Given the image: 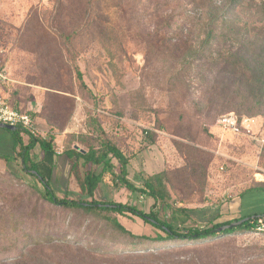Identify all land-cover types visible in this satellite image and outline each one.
I'll use <instances>...</instances> for the list:
<instances>
[{
	"label": "rangeland",
	"instance_id": "rangeland-1",
	"mask_svg": "<svg viewBox=\"0 0 264 264\" xmlns=\"http://www.w3.org/2000/svg\"><path fill=\"white\" fill-rule=\"evenodd\" d=\"M191 7L186 0H0V69L10 80L0 87L4 96L34 114L39 136H54L56 152L86 151L113 137L130 160L128 179L138 188L148 178L183 168L182 176L174 175L167 184V202L154 209L178 229L205 228L218 212L220 221L235 218L230 202L264 182V99L254 82L227 90L223 80H214L216 72L207 80L202 77L207 69H196L188 47H201L207 16L198 8L186 13ZM237 13L238 29L254 34L253 10L245 7ZM260 36L264 41V29ZM228 39L218 42L217 52ZM217 96L221 104L212 110L209 101ZM246 96L252 99L248 103ZM228 113L248 120L250 134L224 132L217 123ZM146 131L154 132L153 143H147ZM177 143L205 152L208 164L196 174L186 173V154ZM41 154L36 149L35 159ZM0 172V230L11 227L1 230L0 260L14 264L21 253L22 264H121L113 255L123 238L103 223L44 201L43 185L20 162ZM50 185L59 198L90 200L75 178L62 189L52 180ZM96 200L133 205L146 213L155 204L115 183L109 173ZM180 208L196 214L182 215ZM119 221L140 235L159 234L139 219ZM48 241L68 244L34 248ZM218 242L214 251L157 254L151 264H264V238L252 232L222 236Z\"/></svg>",
	"mask_w": 264,
	"mask_h": 264
},
{
	"label": "trees",
	"instance_id": "trees-1",
	"mask_svg": "<svg viewBox=\"0 0 264 264\" xmlns=\"http://www.w3.org/2000/svg\"><path fill=\"white\" fill-rule=\"evenodd\" d=\"M188 5L192 7L186 8V13L196 8L200 9L201 12L206 10V38L202 41L200 48L197 49L190 43L188 47L189 58H191V61L194 59L193 65L197 67L196 69L198 71L201 67L207 69V72L201 73L202 77L207 80L216 72L217 76L214 80L216 82L223 80L227 90L236 83L240 85L244 82H254L255 87L260 92L259 99H264V41L261 40L260 36L264 25L260 27L255 25L256 23H264V4H255L253 0H186V6ZM245 7L248 8V11L253 10V17L256 20L255 23H252L254 34H251V29H245V31L238 29L236 24L237 12ZM226 30H230V32L226 33ZM225 37H229V39L226 41L224 50L217 52L218 42ZM216 52L218 55H216ZM189 64H192V62ZM76 70L79 79L82 80L83 75L78 66ZM218 87L219 84H215L214 90L216 93L219 91L217 90ZM237 95L233 101L238 99ZM220 99V96H217V98L209 101L212 110L218 104H221ZM243 99L246 103L252 100L250 96ZM227 103L223 99V105H227ZM32 115L34 116V114ZM23 133L25 132L21 128H16L14 132H10L15 145V154L13 157L0 155V158L6 161L20 162L25 173L38 179L44 187V192H41L40 196L47 203L56 208L83 216L91 222L103 223L107 230L117 234L119 238H123L122 248L117 249L116 255H113L121 260V264H151L158 259L159 255L157 254H172L183 249L214 251L220 244L218 239L222 236L251 232L253 228L252 221L258 217H264V214H254L220 221L222 214L218 212L210 221L211 225L205 228L193 226L178 229L171 222L162 220L154 209L159 204L167 202L170 197L167 184L173 182L174 175L182 176L184 169L182 168L172 174L169 171H164L148 178L144 187L138 188L128 179V166L130 163L128 156H126L118 141L111 136H108L99 146L89 145L86 151L78 148L65 151L69 158L75 160L72 175L79 184L82 196L90 198V200H72L67 196L59 198L51 187L50 180H47L40 173L38 169L39 162L33 158V152L37 148L43 154L56 155L53 146L55 137H35L30 133H26L25 135L29 138V141L25 142ZM143 135L147 143H153L154 132L146 131ZM186 141L189 142L187 139ZM177 146L178 150L186 154V173L191 171L192 175L196 174L197 170H201V166L208 164L205 152L190 144L177 143ZM95 168H101V172L97 173ZM205 172L206 169H204ZM105 173L111 174L115 183H121L123 187L132 193H141L153 198L155 204L150 213L129 204L96 200V193L104 183ZM252 191H264V184L255 183L247 190V192ZM179 211L182 215L188 217L196 214V210L180 208ZM120 217L128 220L139 219L143 223L152 226L159 234L156 237L137 234L120 222ZM242 221L243 223L236 228L219 231L223 227ZM2 229H10L9 231H11L10 226ZM1 230L0 234H4L5 232ZM9 241L11 242V237H9ZM65 244L68 243L60 241L57 243H54V241L39 242L34 245V248H45L47 245L54 248V246ZM15 258L14 264H22L25 260L21 253L16 255ZM9 260H0V264H12L13 262ZM213 261L216 262L217 259H213Z\"/></svg>",
	"mask_w": 264,
	"mask_h": 264
},
{
	"label": "crops",
	"instance_id": "crops-1",
	"mask_svg": "<svg viewBox=\"0 0 264 264\" xmlns=\"http://www.w3.org/2000/svg\"><path fill=\"white\" fill-rule=\"evenodd\" d=\"M30 113L32 114V112ZM25 137L26 135H24V138ZM35 151L33 152L34 159ZM14 154L15 145L10 132L0 129V155L13 157ZM36 154H38V152H36ZM35 160L39 162L38 169L40 173L45 178L52 180L56 186H59L60 189H62L61 187H67L68 183L73 182L74 176L72 175V171L75 160L69 158L65 152L57 151L56 155L51 153H42ZM13 162L14 161H6L5 159L0 158V171H6L9 169L10 164ZM257 183L264 184L263 181H259ZM248 189L237 194L230 202L229 207L231 212L235 213V218L254 214H264V191L247 192Z\"/></svg>",
	"mask_w": 264,
	"mask_h": 264
},
{
	"label": "built area",
	"instance_id": "built-area-1",
	"mask_svg": "<svg viewBox=\"0 0 264 264\" xmlns=\"http://www.w3.org/2000/svg\"><path fill=\"white\" fill-rule=\"evenodd\" d=\"M9 77L3 70L0 69V87L3 84L9 83ZM0 124L21 128L25 133H30L35 137L39 136V129L37 127V119L29 112L24 111L23 108L13 106L8 98H6L0 88ZM218 126L224 132H233L235 134H243L246 132L250 134V124L248 120H242L236 113H228L221 116L218 120ZM44 135V134H43ZM222 172L225 171L221 167ZM252 233L256 236L264 238V217H258L252 221Z\"/></svg>",
	"mask_w": 264,
	"mask_h": 264
},
{
	"label": "water",
	"instance_id": "water-1",
	"mask_svg": "<svg viewBox=\"0 0 264 264\" xmlns=\"http://www.w3.org/2000/svg\"><path fill=\"white\" fill-rule=\"evenodd\" d=\"M0 129L7 130V131H9V132H14V131L16 130L15 127L8 126V125H4V124H0ZM242 223H243V221H242V222H239V223H234V224H232V225H230V226H227V227H223V228H221L219 231L222 232V231H226V230H228V229L236 228V227H238L239 225H241Z\"/></svg>",
	"mask_w": 264,
	"mask_h": 264
}]
</instances>
